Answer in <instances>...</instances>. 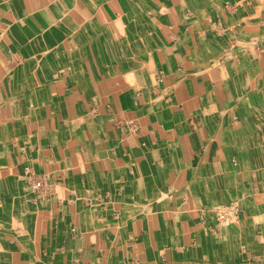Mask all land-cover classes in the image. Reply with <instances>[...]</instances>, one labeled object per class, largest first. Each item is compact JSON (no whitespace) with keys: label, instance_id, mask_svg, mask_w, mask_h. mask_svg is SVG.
Returning <instances> with one entry per match:
<instances>
[{"label":"crops","instance_id":"0c3cea01","mask_svg":"<svg viewBox=\"0 0 264 264\" xmlns=\"http://www.w3.org/2000/svg\"><path fill=\"white\" fill-rule=\"evenodd\" d=\"M199 1L0 0V264L252 257L211 209L256 185L264 0Z\"/></svg>","mask_w":264,"mask_h":264},{"label":"rangeland","instance_id":"374dc122","mask_svg":"<svg viewBox=\"0 0 264 264\" xmlns=\"http://www.w3.org/2000/svg\"><path fill=\"white\" fill-rule=\"evenodd\" d=\"M205 1L206 0H200L198 3H200L201 6L205 7ZM219 0H217L218 2ZM219 5L221 6L223 11H226L224 14L225 18V25L226 27L230 28L231 25H235V22L237 23L236 25L238 26L241 22L236 21V10H237V5L234 2H231L230 0H220ZM207 7V6H206ZM205 7V8H206ZM233 12V14H232ZM233 20L235 21L233 23ZM262 44V50H264V43L260 42ZM259 44V43H258ZM256 44V45H258ZM254 48V46H253ZM260 49V46L258 47ZM258 49V50H259ZM254 53V51H253ZM261 88V85H260ZM260 91V90H259ZM261 104H264V98ZM248 126L241 127L236 133V141L239 140L242 143L240 144L239 150H242L244 147L246 149L247 144L245 143V139L248 136ZM257 129V128H256ZM259 129V127H258ZM257 129V130H258ZM240 134V135H239ZM235 141V142H236ZM235 142L234 148H235ZM239 144V143H238ZM258 147L261 149V151L264 153V144L261 142L257 144ZM243 146V147H242ZM233 162L234 164L232 165V169L236 173L238 172L237 170H241V173L244 171L242 167L240 166L241 160L243 159L242 151H235L233 149ZM260 151V150H259ZM261 151L259 154L261 155ZM236 155V156H235ZM234 174V173H233ZM232 174V176H233ZM260 180L264 181V174H262ZM259 181V179H258ZM234 184V183H233ZM237 185L240 187V192L238 193L239 197L237 199L232 200V202L229 203H224L221 205L216 206L215 208L211 209V213L213 214L214 220H216L217 224H220L222 227H229L232 224H238V222H241L239 219L241 217V214L245 211L246 212V217L247 220L249 221L250 225L249 227L245 228L244 225L238 224L240 231L241 229H247L246 231V236L244 238H240V240H243L240 247L244 245L246 248L245 251H247L249 254H251L252 257H254V261L249 259L243 258V254L239 252V263L241 264H246L249 262V264H264V188L260 187L258 184L254 185L249 183V182H237ZM250 193V194H249ZM253 197V198H252ZM241 203V204H240ZM256 206V207H255ZM263 209V210H262ZM229 218V219H228ZM236 219V221H235ZM234 221V222H233ZM262 234H261V233ZM243 233V232H242ZM245 243V244H244ZM244 250V249H242ZM256 253V254H255ZM246 255V253H244ZM255 256H254V255Z\"/></svg>","mask_w":264,"mask_h":264},{"label":"bare ground","instance_id":"6f19581e","mask_svg":"<svg viewBox=\"0 0 264 264\" xmlns=\"http://www.w3.org/2000/svg\"><path fill=\"white\" fill-rule=\"evenodd\" d=\"M261 25L260 30V36L264 38V20L263 23H261V20L258 17H255V26L251 27L253 31H255V35H258V27ZM255 110V111H254ZM252 119L254 122L256 121V128L259 129L257 130L255 128V133L252 134L250 130L248 131V141L247 139L245 140V143L247 144L245 151L242 152L243 157L245 158V163L242 166H247V168L252 171V173L247 174L250 176L253 174L252 179L256 180V185L258 184L260 187L264 188V185L261 184V180L259 176L264 174V153L261 151V149L258 147L257 144L263 143L264 144V104H257L251 111ZM247 126V125H245ZM247 141V142H246ZM241 147V146H240ZM242 149V150H243ZM261 151V155L259 152ZM259 179V181H258ZM258 182V183H257ZM250 194V193H249ZM264 195V194H263ZM253 198V197H252ZM241 204V203H240ZM256 207V206H255ZM263 210V209H262ZM229 219V218H228ZM236 221V219H235ZM234 222V221H233ZM261 233V232H260ZM262 234V233H261ZM256 254V253H255ZM254 255V254H253ZM255 256V255H254ZM254 257H251V260L254 261Z\"/></svg>","mask_w":264,"mask_h":264}]
</instances>
